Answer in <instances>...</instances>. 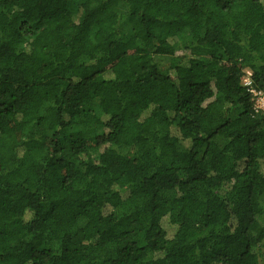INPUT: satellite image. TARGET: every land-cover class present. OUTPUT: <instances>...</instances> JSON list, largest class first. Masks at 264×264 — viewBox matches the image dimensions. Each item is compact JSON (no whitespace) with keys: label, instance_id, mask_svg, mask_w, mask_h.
Wrapping results in <instances>:
<instances>
[{"label":"trees","instance_id":"trees-1","mask_svg":"<svg viewBox=\"0 0 264 264\" xmlns=\"http://www.w3.org/2000/svg\"><path fill=\"white\" fill-rule=\"evenodd\" d=\"M250 89L264 0H0V264H264Z\"/></svg>","mask_w":264,"mask_h":264},{"label":"built area","instance_id":"built-area-1","mask_svg":"<svg viewBox=\"0 0 264 264\" xmlns=\"http://www.w3.org/2000/svg\"><path fill=\"white\" fill-rule=\"evenodd\" d=\"M252 82L250 79V73L249 77H244L243 79V86L245 88L251 87ZM255 97L256 103H255V110L256 112H264V90L263 91H256L254 89L249 90Z\"/></svg>","mask_w":264,"mask_h":264},{"label":"rangeland","instance_id":"rangeland-1","mask_svg":"<svg viewBox=\"0 0 264 264\" xmlns=\"http://www.w3.org/2000/svg\"><path fill=\"white\" fill-rule=\"evenodd\" d=\"M245 77H249V72L246 74V76Z\"/></svg>","mask_w":264,"mask_h":264}]
</instances>
